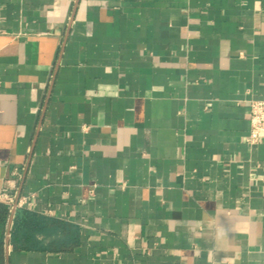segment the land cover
Here are the masks:
<instances>
[{"label":"crops","instance_id":"0c3cea01","mask_svg":"<svg viewBox=\"0 0 264 264\" xmlns=\"http://www.w3.org/2000/svg\"><path fill=\"white\" fill-rule=\"evenodd\" d=\"M263 94L264 0H0V264H264Z\"/></svg>","mask_w":264,"mask_h":264},{"label":"built area","instance_id":"2783aa9c","mask_svg":"<svg viewBox=\"0 0 264 264\" xmlns=\"http://www.w3.org/2000/svg\"><path fill=\"white\" fill-rule=\"evenodd\" d=\"M250 110V130L247 137V144L255 146L264 141V94L260 100H251L249 103ZM8 204H13L9 198L6 199Z\"/></svg>","mask_w":264,"mask_h":264},{"label":"trees","instance_id":"16d2710c","mask_svg":"<svg viewBox=\"0 0 264 264\" xmlns=\"http://www.w3.org/2000/svg\"><path fill=\"white\" fill-rule=\"evenodd\" d=\"M8 207L6 205L0 204V217L4 216V218L8 215Z\"/></svg>","mask_w":264,"mask_h":264}]
</instances>
